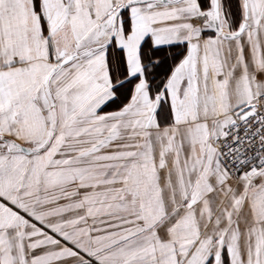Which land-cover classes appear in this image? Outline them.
<instances>
[{"label": "snow or ice", "instance_id": "snow-or-ice-1", "mask_svg": "<svg viewBox=\"0 0 264 264\" xmlns=\"http://www.w3.org/2000/svg\"><path fill=\"white\" fill-rule=\"evenodd\" d=\"M0 264H264V0H0Z\"/></svg>", "mask_w": 264, "mask_h": 264}]
</instances>
